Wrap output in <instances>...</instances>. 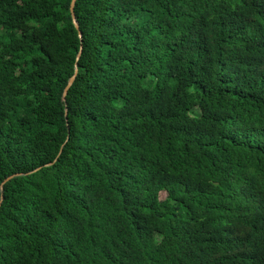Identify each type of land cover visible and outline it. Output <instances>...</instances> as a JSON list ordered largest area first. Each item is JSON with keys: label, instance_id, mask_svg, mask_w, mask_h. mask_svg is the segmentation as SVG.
<instances>
[{"label": "trees", "instance_id": "1", "mask_svg": "<svg viewBox=\"0 0 264 264\" xmlns=\"http://www.w3.org/2000/svg\"><path fill=\"white\" fill-rule=\"evenodd\" d=\"M71 1L0 0V264H264V0Z\"/></svg>", "mask_w": 264, "mask_h": 264}, {"label": "water", "instance_id": "2", "mask_svg": "<svg viewBox=\"0 0 264 264\" xmlns=\"http://www.w3.org/2000/svg\"><path fill=\"white\" fill-rule=\"evenodd\" d=\"M75 3H76V0H72L71 1V12H72V17H73V21L76 25V27L79 29V24H78V21H77V18H76V15H75V12H74V8H75ZM79 35L80 37H82V32L79 30ZM81 53H82V46L80 47V50L78 52V55H77V59L80 58L81 56ZM77 72H78V68L76 67V70L74 72V74L70 77L66 87L64 88V91H63V95H62V99L65 101L66 100V96H67V93L69 91V88L71 87V85L73 84L75 78H76V75H77ZM51 163H48L47 165H50ZM41 168V167H39ZM39 168L35 169L34 171L38 170ZM24 173H15V174H12V175H9L7 176L4 181L2 182L1 184V190H3V187H4V183L11 180L12 178H14L15 176H19V175H23ZM3 201V194L1 195V199H0V205Z\"/></svg>", "mask_w": 264, "mask_h": 264}]
</instances>
